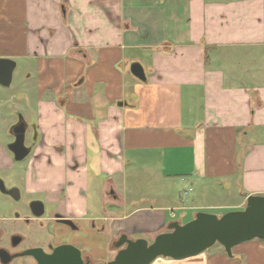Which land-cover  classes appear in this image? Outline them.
Returning a JSON list of instances; mask_svg holds the SVG:
<instances>
[{
    "label": "crops",
    "instance_id": "crops-1",
    "mask_svg": "<svg viewBox=\"0 0 264 264\" xmlns=\"http://www.w3.org/2000/svg\"><path fill=\"white\" fill-rule=\"evenodd\" d=\"M0 58L16 62L0 172L16 169L1 108L19 68L36 126L26 189L101 217L106 238L154 239L264 194V0H0ZM150 264H264V239Z\"/></svg>",
    "mask_w": 264,
    "mask_h": 264
},
{
    "label": "water",
    "instance_id": "water-1",
    "mask_svg": "<svg viewBox=\"0 0 264 264\" xmlns=\"http://www.w3.org/2000/svg\"><path fill=\"white\" fill-rule=\"evenodd\" d=\"M15 67L13 59L0 58L1 85H11ZM131 71L140 79H145L142 65L133 64ZM26 130L27 124L22 118L13 126L15 140L9 149L18 161L30 153L31 148L25 144ZM254 238L264 239V194L249 195L243 209L230 210L221 215L198 211L193 219L185 223L171 221L167 230L158 233L151 242L145 237L133 239L123 233L114 241L118 248L115 257L102 264H150L159 257L183 259L199 254L216 243L222 244L227 254L232 256L235 245ZM22 254H32L38 264H92L85 262L81 249L70 243L55 247L51 253L34 248Z\"/></svg>",
    "mask_w": 264,
    "mask_h": 264
},
{
    "label": "rangeland",
    "instance_id": "rangeland-1",
    "mask_svg": "<svg viewBox=\"0 0 264 264\" xmlns=\"http://www.w3.org/2000/svg\"><path fill=\"white\" fill-rule=\"evenodd\" d=\"M214 62L217 63H223L226 65L225 60H223L222 58L217 57V55L214 54L213 57ZM19 74V68H17V70L15 71V81L13 83V85L11 86V88H7L9 90H3L5 91L4 96H10L9 98L11 99V101H7L4 103V107L1 108V111L5 113L6 118L8 116H10L12 118V123L13 125L16 124L21 117L25 116L24 111L21 109V93L19 92L18 88H16V78L18 77ZM7 98V97H5ZM29 111L34 112V101L30 100L29 101ZM32 117H28L27 122H28V129L26 131V139H25V143L26 145H31V140L30 137L33 133V130L36 129L35 126V122H32ZM7 127L3 126V129H5ZM8 130L5 129L4 132ZM36 131H34V135H36ZM30 156H27L25 159L21 160V161H16V169L13 171H1L0 172V178H3L5 180V183L7 184V186H11L13 184H18L21 192H22V197L21 199H14L11 196L4 194L2 192H0V215L2 216H6L8 219V222L11 226L12 229H10L8 231L7 236H9V234L13 233L14 231H18L23 233L24 235H26V241L22 244V247H27V246H32L38 243H43V241L45 240V233L47 232V229L52 230V228H55L57 230H65V232L69 233L68 235H66V240L70 241L71 243L75 244L76 246H80L79 245V240L82 238V236L80 235L81 233H79L78 231H68L67 229H65L63 226L58 225V224H54L48 221H45L43 226L38 225L37 221L36 222H31V223H27L24 219V215L27 213L28 215H30L29 209H28V203H29V199L30 197L34 196V197H39V198H43V195H33V194H29L27 192H25L24 189V178H25V169L28 165V162L30 161ZM99 176H101V178H105V176L103 174H100ZM128 186H129V191H130V186L132 184V180L129 178L128 182H127ZM146 194H143L142 192L138 195V199L139 200H143L146 199ZM230 198V196H229ZM100 200V201H99ZM95 202L98 205V208L101 206V197L99 195V197H95ZM148 202V201H147ZM54 209V204H48L47 205V214H51V211ZM210 212L214 213H218V214H223L225 212H223V210L221 209H209ZM185 214V213H184ZM191 214H194L193 211H191ZM180 216L181 213H179ZM184 218L183 220L185 221L187 219V217H185V215H183ZM64 228V229H63ZM167 230V228L165 229V231ZM135 236V235H134ZM6 238V237H5ZM4 238V239H5ZM118 238V237H117ZM117 238L115 237H111V236H105V243L106 246L103 245L102 250L100 251L99 248L94 247V239L92 237V239H88L87 241L84 242V247L89 250V252H92L93 254H95V257L97 258L94 263L96 264H102L104 262H107L111 259L114 258L115 256V252L117 251V247L114 245V241L117 240ZM7 239V238H6ZM62 237H56L55 240H61ZM150 242L153 241L152 237H148L147 238ZM5 242V241H4ZM220 243H216L213 246H211L210 248L206 249L205 251H210L213 247H216L217 245H219ZM222 245V244H221ZM81 247V246H80ZM22 262H26V264H30L32 262L30 257H24V258H20L17 259L15 264H22Z\"/></svg>",
    "mask_w": 264,
    "mask_h": 264
},
{
    "label": "flooded vegetation",
    "instance_id": "flooded-vegetation-1",
    "mask_svg": "<svg viewBox=\"0 0 264 264\" xmlns=\"http://www.w3.org/2000/svg\"><path fill=\"white\" fill-rule=\"evenodd\" d=\"M21 118L23 121H25L23 117ZM27 146L30 147V145ZM30 148H31L30 153L27 156L33 153V148L32 147ZM16 161L18 160L15 159L14 166H16ZM28 166H29V162L25 171L27 170ZM2 188H5L7 192ZM24 189L25 192L29 194L42 195L41 193L38 192L28 191L25 187V180H24ZM0 192L7 194L14 199H21L22 197V192L19 185L13 184L8 187L3 178H0ZM49 203L54 204V209L51 211V214H47V205ZM28 209L30 215H28L27 213L24 215V219L27 223H31V222L34 223L37 221L38 225L43 226L45 221H48L54 224L61 225L68 231H78L79 233H81L80 235L82 236V238L79 240V245L81 247L78 245L77 247L81 249L82 256L85 262L90 261L92 264H96L94 263V261L97 259L95 257V254L89 252V250H87L83 244L85 241H87L88 239L91 240L93 237L94 247L99 248V250L101 251L103 245L106 246L105 227L103 222L101 221V217L98 220L97 219L91 220L86 216H82L78 218L74 217L70 215L68 212L61 210L58 203L47 201L46 196H43V198L34 197V196L30 197L28 203ZM65 220H70L72 222H67ZM7 222H8L7 217L0 215V264H15L17 259L24 257L31 258L32 262L30 264H38L36 258L32 254H22V253L34 248H41L44 252L51 253L53 252L55 247L61 244H65V243L73 244L70 241L66 240L65 238L66 235H68L69 233L65 232V230H57L55 228H52V230L47 229V232L45 233V237H44L45 240L43 241V243L22 247V244L26 241V235H24L21 232L14 231L13 233L9 234V236H7L8 231L12 229V226ZM58 236L62 237V239L55 240V238ZM22 264H26V262H22Z\"/></svg>",
    "mask_w": 264,
    "mask_h": 264
},
{
    "label": "trees",
    "instance_id": "trees-1",
    "mask_svg": "<svg viewBox=\"0 0 264 264\" xmlns=\"http://www.w3.org/2000/svg\"><path fill=\"white\" fill-rule=\"evenodd\" d=\"M206 52H207V56H208V48H207Z\"/></svg>",
    "mask_w": 264,
    "mask_h": 264
}]
</instances>
